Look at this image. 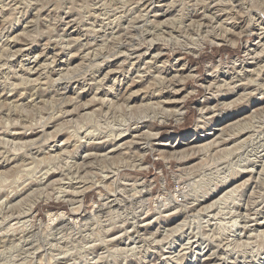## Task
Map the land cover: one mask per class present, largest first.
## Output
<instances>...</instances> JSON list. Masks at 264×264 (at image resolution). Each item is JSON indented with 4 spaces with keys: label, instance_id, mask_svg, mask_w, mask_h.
Returning a JSON list of instances; mask_svg holds the SVG:
<instances>
[{
    "label": "rangeland",
    "instance_id": "rangeland-1",
    "mask_svg": "<svg viewBox=\"0 0 264 264\" xmlns=\"http://www.w3.org/2000/svg\"><path fill=\"white\" fill-rule=\"evenodd\" d=\"M220 7L241 14L229 18L216 10ZM196 11L199 16H190ZM258 17L264 24V0H0V264H264V227L250 226V218L262 219L264 188L245 185L230 199L201 210L212 201L204 193L212 188L216 174L211 173L220 167L214 159L223 146L197 148L211 138L189 131L198 101L210 95L205 86L211 68L235 79L237 64L264 35ZM234 22L235 32L242 30L236 43L228 41ZM247 23L254 25L253 32H243ZM179 88L176 98L185 96L184 113L178 120L167 118L169 103L157 101L172 99ZM240 93L228 92L221 102L230 103ZM144 94L151 99L142 102ZM84 105L89 109L81 111ZM137 124L155 134L147 139L156 143L153 149L136 145L126 152L106 154V149L95 158L80 157L96 151L89 144L95 137ZM174 145L179 154L171 151ZM47 169L51 176L44 174ZM240 178L232 185L246 176ZM243 204L262 215L237 217L235 209ZM172 209L177 213L168 217ZM60 210L66 215L58 216ZM48 211L57 214L52 222ZM66 216L74 222L66 224ZM177 224V230H167ZM133 226L141 238L131 233ZM207 250L219 262L206 261Z\"/></svg>",
    "mask_w": 264,
    "mask_h": 264
},
{
    "label": "bare ground",
    "instance_id": "bare-ground-1",
    "mask_svg": "<svg viewBox=\"0 0 264 264\" xmlns=\"http://www.w3.org/2000/svg\"><path fill=\"white\" fill-rule=\"evenodd\" d=\"M4 1V0H3ZM232 1V0H231ZM118 2V1H117ZM140 2V1H139ZM242 2V1H241ZM17 3V2H16ZM133 5V4H132ZM145 5V4H144ZM204 6V5H203ZM127 7V6H126ZM202 7V6H201ZM210 7V6H209ZM216 7V6H215ZM228 7V6H227ZM238 7V6H237ZM11 8V7H10ZM9 8V9H10ZM85 8V7H84ZM119 8V7H118ZM15 9V8H14ZM142 9V8H141ZM176 9V8H175ZM140 10V9H139ZM211 10V8H210ZM209 10V11H210ZM217 11H221L222 13L225 14H229V18H237L239 17V14H241L240 10H233L232 8H230L229 10L226 11V9L224 8H218L216 9ZM64 11V10H63ZM194 11V10H193ZM214 11V10H213ZM238 11V13L236 12ZM81 12V11H80ZM138 12V11H137ZM190 12V11H189ZM203 12V11H202ZM211 12V11H210ZM66 13V12H65ZM139 13V12H138ZM102 14V13H101ZM182 14V13H181ZM202 14V13H201ZM204 14V13H203ZM221 14H218L219 16ZM214 13L211 14V18H213ZM217 15V16H218ZM225 15V16H227ZM117 16V15H116ZM189 16V15H187ZM190 16H199L198 12H191ZM135 17V16H134ZM190 17V18H192ZM228 17V16H227ZM226 17V18H227ZM261 17V16H260ZM258 17L257 19H255V21L257 22L256 25L261 26V18ZM62 18V17H61ZM133 18V17H132ZM172 18V17H171ZM199 18V17H198ZM210 18V19H211ZM228 18V19H229ZM131 19V18H130ZM137 19V18H136ZM201 19V18H199ZM214 19V18H213ZM221 19V18H220ZM94 20V19H93ZM120 20V19H119ZM190 20V19H189ZM250 20V19H249ZM248 20V22H249ZM192 21V20H191ZM190 21V22H191ZM199 21V20H198ZM201 21V20H200ZM212 21V20H211ZM226 21V20H225ZM131 22V21H130ZM150 22V21H149ZM193 22V21H192ZM196 22V21H194ZM203 22V21H202ZM92 23V22H91ZM198 23V22H197ZM208 23V22H207ZM241 23V22H240ZM65 24V23H64ZM141 24V23H140ZM199 24V23H198ZM201 24V23H200ZM236 24V25H235ZM91 25V24H90ZM101 25V24H100ZM209 25V24H208ZM237 27V23L234 22L232 24V29H229V34H231L232 37L228 38V41L230 40V42L232 43H236V40L238 39V37L241 35L242 30L235 32V29H233V27ZM257 26V27H258ZM157 27V26H156ZM159 27V26H158ZM239 27V26H238ZM254 25H252L251 23H247L244 31L243 32H253ZM261 29H264V24L263 27H260ZM89 29V28H88ZM152 29V28H151ZM238 29V28H237ZM155 30V29H154ZM225 31V30H224ZM224 31L222 34H224ZM226 32V31H225ZM80 34V33H79ZM208 34V33H207ZM228 34V35H229ZM262 34V33H261ZM261 34L258 35L259 41L258 43H256V46L254 49H251L250 51L248 50L247 52V57L245 59V61H243V63H239L237 64L238 67H240V69L236 72L237 75L235 76V79L230 77L229 79H227V75L225 76L222 72H219V70L215 68H211V71H209V73L207 74V76L210 78V81L208 79L207 81V85L205 86V88L208 90V94H210L209 96L207 95V97H203V99H200L198 101V116L196 119V123L195 125H193L189 131L190 132H204V134H201L200 137H209L211 138V140L207 141V143L198 146L197 148L202 147V149H210V148H215V147H222L219 149L220 155L218 156V158L215 160L214 159V164L216 165H220V167H215V171L212 172L211 174H216L215 177H213V183L211 182L212 179H210V182L212 183V188H210L208 191L205 190L206 192L204 193L205 195H207V199L206 200H212L209 201L210 203L208 204H203L200 208L202 210L203 207H207L214 203H216L217 201H222L223 199L225 200L226 198H229L230 196H232V194L234 195L235 192H238L239 188L241 187L243 189V187L245 188V185L248 186V188L253 187H259V188H264V105L261 107L259 103L264 101V63L261 65L260 62L264 57V35L262 36ZM141 35V34H140ZM194 36V35H193ZM202 36V35H201ZM208 36V35H207ZM226 35H215V37H213V39L221 41V40H225ZM52 37V36H51ZM111 37V36H110ZM25 40V39H24ZM125 41V40H124ZM151 41V40H150ZM154 41V40H153ZM88 42V41H87ZM261 42V43H260ZM90 43V42H89ZM105 43V42H104ZM60 44V43H59ZM98 45V44H97ZM121 46V45H120ZM261 47V49L259 48ZM137 48V47H136ZM260 49L259 51L257 49ZM107 49V48H106ZM250 49V48H249ZM137 51V50H136ZM148 51V50H147ZM159 52V51H158ZM196 52V51H195ZM53 53V52H52ZM146 53V52H145ZM84 54V53H83ZM104 55V54H103ZM144 55V54H143ZM112 56V55H111ZM154 56V55H153ZM79 57V56H78ZM102 57V56H101ZM137 57V56H136ZM86 58V57H85ZM95 58V57H93ZM139 58V57H138ZM156 58V57H155ZM137 59V58H136ZM247 59H250L248 62ZM83 60V59H82ZM241 60V59H240ZM100 61V60H99ZM133 61V60H132ZM56 63V62H55ZM162 63V62H161ZM148 64V63H147ZM151 64V63H150ZM1 65V64H0ZM106 65V64H105ZM236 65V64H235ZM147 66V65H146ZM158 66V65H157ZM211 66V65H209ZM255 66V67H254ZM253 67V68H252ZM128 68V67H127ZM150 68V66H147L146 69ZM163 68V67H162ZM93 69V68H92ZM158 70V69H157ZM105 73V72H104ZM71 74V73H70ZM154 76V75H153ZM175 76V75H174ZM83 77V76H82ZM36 78V77H35ZM223 78V79H220ZM97 79V78H96ZM119 79V78H118ZM143 79V78H142ZM170 80V79H169ZM181 80V79H180ZM228 80V81H227ZM163 81V80H162ZM219 81L223 82V85L221 84H217ZM54 82V81H53ZM177 82V80H176ZM172 84V82H169ZM8 84V83H7ZM166 84V83H165ZM171 84H168L166 87H170ZM182 84V83H181ZM159 85V84H158ZM164 86V85H163ZM225 86V91L223 94H218L221 87ZM30 87V86H29ZM95 87V86H94ZM55 88V87H54ZM215 88V90H213ZM44 90V89H43ZM78 90V89H77ZM168 90V89H167ZM41 91V90H40ZM161 91V90H160ZM164 91V90H163ZM171 91V90H170ZM240 93V95L234 99V101L227 103V102H221V97H223L225 95L226 97V93L230 92V93ZM59 92V91H58ZM218 92V93H217ZM37 93V92H36ZM176 93H182L181 88L179 89H175L173 92H171V94H173L172 99L171 98H166V99H159L157 101V104L162 106H166V103H169L170 109L167 111V109H164V112L166 113V117H171V118H175V119H180L181 115L184 113L183 107L184 105L182 104V102L184 101L185 96H183L181 99H177L176 98ZM222 93V92H220ZM40 94V93H39ZM38 94V95H39ZM95 95V94H94ZM159 97L162 94H158ZM140 96V95H139ZM143 96V95H142ZM154 96V94H153ZM6 97V96H5ZM30 97V96H29ZM41 97V96H40ZM77 98V97H75ZM101 98V97H100ZM98 98V99H100ZM161 98V97H160ZM102 99V98H101ZM130 99V98H129ZM151 97L147 94L142 97V102L146 101V100H150ZM73 100V99H72ZM77 100V99H76ZM144 100V101H143ZM103 101V100H101ZM111 101V100H110ZM125 101V100H124ZM216 102L215 105H211L212 102ZM104 102V101H103ZM115 102V101H114ZM123 102V101H122ZM63 103V102H62ZM59 104V103H58ZM86 104V103H85ZM103 104V103H101ZM112 104L109 103V107ZM121 104V103H120ZM119 104V105H120ZM262 104V103H261ZM61 105V104H60ZM81 105V104H80ZM105 105V104H104ZM108 105V104H107ZM119 105H117L119 107ZM149 105V104H147ZM151 105V103H150ZM253 105H256L254 108L252 107ZM98 106V105H97ZM101 106V105H100ZM115 106V105H114ZM116 106V107H117ZM121 106V105H120ZM91 107V106H90ZM252 107V112H250L248 115L242 114L244 112L245 109ZM164 108V107H163ZM169 108V107H168ZM61 109V107H60ZM71 109V107H70ZM77 109V108H76ZM79 109V108H78ZM89 109V106H82L80 108L81 111H85ZM251 109V108H250ZM249 109V110H250ZM73 111V110H72ZM71 111V112H72ZM70 112V113H71ZM249 112V111H248ZM65 113V112H64ZM60 114V113H59ZM89 115L92 114L91 112L88 113H84L83 115ZM164 114V113H163ZM151 117V116H150ZM99 118V117H98ZM79 119V118H78ZM174 119V120H175ZM14 120V119H13ZM26 120V119H25ZM47 120V119H46ZM71 120V119H70ZM103 120V119H102ZM248 120V122H247ZM60 121V120H59ZM13 122V121H12ZM82 122V121H81ZM4 124V123H3ZM78 124V123H77ZM88 125V124H86ZM95 125V123H94ZM74 126V125H73ZM82 127V126H81ZM89 127V126H88ZM128 128V127H127ZM121 129L118 131L117 134L114 135H106V136H102V137H95L92 142H90L89 144L91 145L90 150H95L96 151H91L89 153H86L84 156H80L82 157V160H85L89 157H98L101 152H104L105 154V150H106V154L108 153H112L114 151H125L126 149H132L134 148L136 145H141V148L143 149H153L156 143L154 144H149L148 140L149 137L151 138V136H154L155 134L148 132V130L144 131V125H136L130 129ZM98 130V129H97ZM100 130V129H99ZM70 131V130H69ZM17 132V131H16ZM73 132V131H72ZM20 133V132H19ZM250 133V134H249ZM16 134V133H15ZM21 134V133H20ZM41 134V133H40ZM19 135V134H18ZM22 136H24V134H21ZM92 135V134H91ZM90 135V136H91ZM96 136V135H95ZM92 137V136H91ZM19 138H22L21 136ZM76 138V137H75ZM24 139V138H23ZM78 139V138H77ZM81 139V138H80ZM90 139V138H89ZM152 139H156L153 138ZM206 139V138H205ZM150 140V139H149ZM87 141V140H86ZM91 141V140H90ZM78 142V141H77ZM85 142V141H84ZM202 142V141H201ZM88 144V143H87ZM87 146H90V145ZM41 145V144H40ZM74 145V144H73ZM79 145H74L75 149L74 151H77ZM82 146H85V144H82ZM108 146H111L110 148H107ZM153 146V147H151ZM57 147V146H56ZM81 147V146H80ZM173 149L171 150L173 152V154H179V151H175L177 149H175V145L172 146ZM59 148V147H58ZM64 148V147H63ZM147 149V150H148ZM157 149H159L157 147ZM28 150V149H27ZM61 151H65L64 149H60ZM156 150V149H155ZM162 151L164 153H167V150H163ZM26 152V151H25ZM98 152V153H96ZM126 152V151H125ZM58 154V151L56 152ZM62 154V153H60ZM59 154V155H60ZM213 154V153H212ZM219 154V153H218ZM73 155V154H72ZM115 155V154H114ZM25 156V155H24ZM29 156V155H28ZM125 158V157H124ZM89 160V159H88ZM181 160V159H180ZM25 162V161H24ZM50 162V161H49ZM92 162V161H91ZM36 163V162H35ZM23 164V163H22ZM25 164V163H24ZM222 164H225L224 166L221 167ZM28 165V164H27ZM26 166V165H25ZM21 167V166H20ZM24 167V166H23ZM28 167V166H27ZM31 168V167H30ZM56 168V167H55ZM40 169V168H39ZM84 169V168H83ZM33 170V169H32ZM43 170V169H42ZM41 170V171H42ZM211 170V169H210ZM49 169H47L45 171L44 174H48ZM208 172V171H207ZM46 174V175H47ZM50 176L52 175L51 173H49ZM48 174V175H49ZM220 174V176H219ZM31 175V174H29ZM243 175L246 176V178H244V181L242 184H239V186L232 185L233 181H235L237 178L243 177ZM49 176V177H50ZM96 176V175H95ZM209 177V175H208ZM124 178V177H123ZM136 178V177H135ZM188 179V178H187ZM241 179V178H240ZM207 180V179H206ZM3 181V180H2ZM191 181V180H190ZM65 182V181H64ZM122 182V181H121ZM204 182V180L202 181ZM123 183V182H122ZM258 183V185H257ZM59 184V183H58ZM65 184V183H64ZM251 184H256L251 185ZM205 185V184H204ZM231 185V186H230ZM252 187V188H253ZM64 188V187H63ZM69 188V187H68ZM192 188V186H191ZM240 188V189H241ZM135 189V188H134ZM206 189V188H205ZM203 190V189H202ZM64 191V190H63ZM67 191V190H66ZM41 193V192H40ZM71 193V192H70ZM69 193V194H70ZM77 193V192H75ZM68 194V195H69ZM73 194V192H72ZM135 194V193H134ZM255 194V193H254ZM76 195H81L80 193H77ZM139 195V194H138ZM261 195V194H260ZM75 196V195H74ZM204 196V195H203ZM238 196V195H237ZM255 196V195H254ZM79 197V196H78ZM202 197V196H201ZM206 197V196H205ZM238 198V197H237ZM230 199V198H229ZM233 199V198H232ZM203 201H206L202 198ZM200 200V201H202ZM112 201V200H111ZM238 201V199H237ZM71 202V201H70ZM78 202V206H81L82 204V198H79L77 200ZM232 202V201H231ZM241 202V201H240ZM10 203V202H9ZM205 203V202H203ZM227 203V202H226ZM239 203V202H238ZM242 203V202H241ZM72 204V203H71ZM202 204V203H200ZM199 204V205H200ZM237 204V203H236ZM240 205V204H239ZM236 206V205H234ZM249 206V205H247ZM72 207V206H71ZM207 207V208H210ZM239 207V206H238ZM236 208L235 212H236V216H240L243 215V217L249 218L251 215L253 216H259L261 213H259L258 211H253V210H249L248 207H246L244 204L240 207V208ZM251 207V205H250ZM78 208V207H77ZM256 208V207H255ZM135 209V208H134ZM177 210V208H175ZM205 209V208H204ZM79 210V209H78ZM180 210V209H179ZM197 210V208H196ZM224 210V209H223ZM258 210V208H257ZM71 211V210H70ZM108 211V210H107ZM133 211V210H132ZM173 211V209H172ZM253 211V212H252ZM75 212V211H74ZM214 212V211H213ZM234 212V213H235ZM247 212V213H246ZM177 212L173 211L170 212L168 214V217H172L174 215H176ZM58 216H64L66 215V212L63 210H60L59 213H57ZM56 212H47L48 215V220L49 221H53L55 218L53 217L54 215H57ZM70 214V213H69ZM72 214V213H71ZM74 214V213H73ZM262 219L259 218H250V222H253L252 224H250L252 229H258V228H263L264 227V213H262ZM261 214V215H262ZM120 215V214H119ZM159 215V214H158ZM57 216V217H58ZM67 217V216H66ZM110 217V216H109ZM167 217V218H168ZM242 217V216H241ZM65 218V217H64ZM84 218V217H83ZM82 218V220H83ZM184 218V217H183ZM191 218V217H190ZM228 218V217H227ZM229 218H231V221L237 222L236 218L232 219V216H230ZM245 218V219H246ZM75 218H68L65 221L66 224H72L74 222ZM85 219V218H84ZM105 219V218H104ZM159 219V218H158ZM241 219V218H240ZM154 220V219H153ZM72 221V222H71ZM185 220H183L184 222ZM203 221V220H202ZM229 221V222H231ZM247 221V220H246ZM136 222V221H135ZM134 222V223H135ZM169 222V221H168ZM167 222V223H168ZM178 222V221H177ZM182 222V223H183ZM191 222V221H190ZM228 222V221H227ZM231 222V223H232ZM239 222V221H238ZM155 223V222H154ZM165 223V220H164ZM181 223V224H182ZM204 223V222H203ZM243 223V222H242ZM65 224V223H63ZM84 224V223H83ZM142 224V223H141ZM150 223L144 224L143 227L148 228ZM220 224V222H219ZM226 224V223H224ZM236 224V223H235ZM7 225V224H6ZM113 225V224H112ZM138 225V224H137ZM180 224L177 225H173L171 227L167 226L168 229L167 230H175ZM186 225V224H185ZM196 225V224H195ZM182 226H184L182 224ZM212 226V224H211ZM244 226V225H243ZM242 226V227H243ZM247 226V225H246ZM101 227V226H100ZM134 227V228H133ZM131 233L133 234H137L138 238H141L139 235V227H135L133 226ZM189 227V225H188ZM196 227V226H195ZM201 227V226H200ZM231 227V226H230ZM234 227V226H232ZM203 228V227H202ZM75 229V228H74ZM82 229V228H81ZM158 229V228H157ZM189 229V228H188ZM64 230V229H63ZM123 230H125L123 228ZM166 230V229H165ZM166 230V231H167ZM177 230V229H176ZM199 230V229H198ZM248 230V229H247ZM246 230V231H247ZM79 231V230H78ZM92 231V230H91ZM129 232V231H128ZM142 232V231H141ZM145 232V231H144ZM174 232V231H173ZM179 232V231H178ZM177 232V233H178ZM192 232V230H191ZM198 232V231H197ZM249 232V231H247ZM78 233V232H77ZM146 233V232H145ZM156 233V232H154ZM158 233V231H157ZM164 233V232H163ZM175 233V232H174ZM263 233V232H262ZM36 235V234H35ZM64 235V234H63ZM112 235V234H111ZM120 235V234H118ZM123 233L118 236V237H122ZM125 235V234H124ZM129 236V234H127ZM131 235V234H130ZM156 235V234H155ZM170 235V234H169ZM172 235V234H171ZM199 235V234H197ZM204 235V234H202ZM260 235V234H258ZM107 236V235H106ZM126 236V235H125ZM136 236V235H135ZM133 236V237H135ZM149 236V235H148ZM154 236V235H153ZM220 236V235H218ZM252 236V235H251ZM96 237V236H95ZM110 238H112L111 236H109ZM108 237V238H109ZM132 237V238H133ZM171 237V236H170ZM193 238H196L194 236H192ZM200 237V236H199ZM221 237V236H220ZM2 238V237H1ZM36 238V237H34ZM107 239L109 240V242L114 241V238L112 239ZM128 238V237H127ZM125 238V239H127ZM130 238V237H129ZM165 238V237H164ZM192 238V239H193ZM201 238V237H200ZM239 238V237H238ZM6 239V238H5ZM104 239V238H103ZM119 239V238H117ZM136 239V238H135ZM133 239V241L135 240ZM145 238H142V240ZM167 239V238H165ZM223 239V238H222ZM13 240V239H12ZM19 240V239H18ZM98 240V239H97ZM106 240V239H105ZM130 240V239H129ZM132 240V239H131ZM138 240V239H137ZM146 240V239H145ZM163 240V239H162ZM201 240V239H200ZM210 240V238H209ZM3 241V240H2ZM123 242V240H121ZM188 242L190 240H187ZM186 241V242H187ZM197 241V240H196ZM228 241V240H227ZM234 241V240H233ZM76 242V241H75ZM103 242V241H102ZM105 242V241H104ZM118 242V240H117ZM137 242V241H134ZM199 242V241H198ZM239 242V241H238ZM158 243V242H156ZM195 244V242H193ZM192 243V244H193ZM219 243V242H218ZM106 244V242H105ZM110 244V243H109ZM111 244H113L111 242ZM115 244V243H114ZM121 244V243H120ZM125 244V243H124ZM135 244V243H134ZM141 244V243H140ZM160 244V243H159ZM185 244V243H184ZM187 244V243H186ZM191 244V243H190ZM198 244V243H197ZM209 244V243H208ZM221 244V243H220ZM252 244V243H251ZM9 245V244H8ZM28 245V244H27ZM119 245V244H118ZM150 245V243H149ZM219 245V244H218ZM61 246V245H60ZM107 246V245H106ZM114 246V245H111ZM185 246V245H184ZM199 246V244H198ZM202 246V245H201ZM72 247V246H71ZM135 247V246H134ZM140 248V246H138ZM142 247V246H141ZM210 247V246H209ZM214 247V246H212ZM231 247V246H230ZM69 248V247H68ZM77 248V246H76ZM143 248V247H142ZM161 248V247H160ZM189 248V246H188ZM211 248V247H210ZM216 248V247H215ZM222 248H224L222 246ZM226 248V247H225ZM106 249V248H105ZM137 249V248H136ZM159 249V248H158ZM199 249V248H198ZM232 249V248H231ZM56 250V249H55ZM148 250V249H147ZM213 250V249H212ZM224 250V249H223ZM254 250V248H253ZM86 251V250H84ZM110 251V250H109ZM210 251L207 250L205 252L204 255H206V257L204 259H208L206 261H211V259L214 261L219 259L212 257L213 255L215 256L216 254L214 252H209V254L207 255L206 253ZM216 251V250H213ZM220 251V250H219ZM37 252V251H36ZM125 252V251H124ZM139 252V251H138ZM143 252V251H142ZM63 253V252H61ZM147 253V252H146ZM149 253V252H148ZM68 254V253H67ZM115 254V253H114ZM155 254V253H154ZM144 255H146L144 253ZM143 255V256H144ZM152 255V254H151ZM164 255V254H163ZM233 255V254H232ZM255 255V254H254ZM108 256V255H107ZM162 256V255H161ZM243 256V255H242ZM13 257V256H12ZM11 257V258H12ZM98 257V256H97ZM151 257V256H150ZM217 257V256H216ZM234 257V256H233ZM252 257V256H251ZM57 258V257H56ZM69 258V257H68ZM67 258V259H68ZM78 258V257H77ZM95 258V257H94ZM147 258V257H146ZM145 258V259H146ZM220 258V255H219ZM223 258V256L221 257ZM220 258V259H221ZM13 259V258H12ZM42 259V258H41ZM91 259V258H90ZM160 259V258H159ZM225 259V258H224ZM148 260V259H147ZM34 261V260H33ZM71 261V260H70ZM135 261V260H134ZM151 261V260H149ZM155 261V260H154ZM222 261V260H221ZM255 261V260H254ZM42 262V261H41ZM61 262V261H60ZM64 262V261H63ZM98 262V261H97ZM136 262V261H135ZM146 262V261H145ZM156 262V261H155ZM165 262V261H164ZM204 262V261H203ZM226 262V261H225ZM4 263V262H3ZM34 263V262H33ZM119 263V262H118ZM138 263V262H137ZM214 263V262H213ZM220 263V262H219ZM219 263H214V264H219ZM227 263V262H226ZM31 264V263H30ZM54 264V263H53ZM82 264V263H81ZM111 264V263H110ZM131 264V263H130ZM140 264V263H139ZM143 264V263H142ZM153 264V263H152ZM156 264V263H155ZM158 264V262H157Z\"/></svg>",
    "mask_w": 264,
    "mask_h": 264
},
{
    "label": "trees",
    "instance_id": "trees-1",
    "mask_svg": "<svg viewBox=\"0 0 264 264\" xmlns=\"http://www.w3.org/2000/svg\"><path fill=\"white\" fill-rule=\"evenodd\" d=\"M220 50H223V51L229 53V49L227 47H222V49L220 48ZM47 206L54 208V209H57V208H60L61 203H49Z\"/></svg>",
    "mask_w": 264,
    "mask_h": 264
}]
</instances>
